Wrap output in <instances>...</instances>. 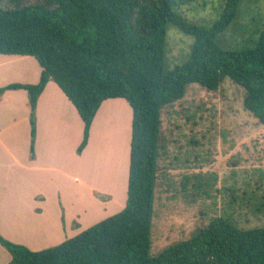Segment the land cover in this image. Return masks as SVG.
Returning <instances> with one entry per match:
<instances>
[{
    "label": "trees",
    "instance_id": "obj_1",
    "mask_svg": "<svg viewBox=\"0 0 264 264\" xmlns=\"http://www.w3.org/2000/svg\"><path fill=\"white\" fill-rule=\"evenodd\" d=\"M199 1L0 0V54L31 55L40 66L38 82L0 86V95L7 89L27 92L31 158L36 102L48 81L83 122L78 154L102 101L120 97L131 108L124 207L39 250L0 234L11 255L7 264H264V227H239L221 215L151 252L164 107L180 100L190 83L216 91L229 78L243 88L244 109L264 125V21L250 45L224 49L218 36L233 25L242 0H223L208 26L187 22L178 12ZM170 24L192 41L186 60L165 69Z\"/></svg>",
    "mask_w": 264,
    "mask_h": 264
},
{
    "label": "rangeland",
    "instance_id": "obj_2",
    "mask_svg": "<svg viewBox=\"0 0 264 264\" xmlns=\"http://www.w3.org/2000/svg\"><path fill=\"white\" fill-rule=\"evenodd\" d=\"M222 7L223 0H200L178 12L187 22L208 26ZM263 21L264 0H242L233 25L218 36L219 45L224 49L250 45ZM166 36L164 67L169 69L186 60L192 40L171 24ZM242 97L243 88L229 78L216 91L190 83L180 100L162 110L165 149L158 159L152 253L188 237L213 216L229 217L239 227H264V125L244 109ZM94 156L91 149L85 163L90 181ZM56 177L51 185L64 180ZM81 200L85 209H94L85 194ZM13 208L19 226L18 218L25 220L27 208L24 204ZM40 234L26 238L36 245L53 240Z\"/></svg>",
    "mask_w": 264,
    "mask_h": 264
},
{
    "label": "crops",
    "instance_id": "obj_3",
    "mask_svg": "<svg viewBox=\"0 0 264 264\" xmlns=\"http://www.w3.org/2000/svg\"><path fill=\"white\" fill-rule=\"evenodd\" d=\"M39 75L40 66L33 56L0 54V86L36 83ZM29 112L24 89H7L0 95V234L39 250L74 236L124 207L131 108L120 97L102 101L91 122L87 143L78 154L83 122L62 90L48 81L36 102L33 158ZM91 149L95 156L90 181L89 174L85 176V163ZM87 170L89 173V164ZM56 176L64 179L63 184H50ZM83 194L94 209L81 205ZM21 204L26 206L27 216L25 220L18 218L19 227L13 207ZM42 232L53 240L36 245L26 238V234ZM10 259V253L0 244V264Z\"/></svg>",
    "mask_w": 264,
    "mask_h": 264
}]
</instances>
